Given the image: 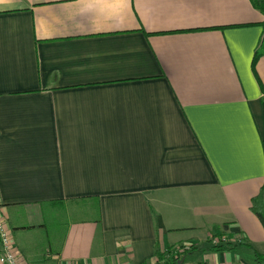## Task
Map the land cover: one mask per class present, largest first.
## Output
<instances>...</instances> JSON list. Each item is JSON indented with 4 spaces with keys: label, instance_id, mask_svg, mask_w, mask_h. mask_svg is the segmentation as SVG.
<instances>
[{
    "label": "crops",
    "instance_id": "1",
    "mask_svg": "<svg viewBox=\"0 0 264 264\" xmlns=\"http://www.w3.org/2000/svg\"><path fill=\"white\" fill-rule=\"evenodd\" d=\"M262 20L249 0H0V207L27 264L264 254Z\"/></svg>",
    "mask_w": 264,
    "mask_h": 264
},
{
    "label": "trees",
    "instance_id": "2",
    "mask_svg": "<svg viewBox=\"0 0 264 264\" xmlns=\"http://www.w3.org/2000/svg\"><path fill=\"white\" fill-rule=\"evenodd\" d=\"M251 5L261 14L263 17L262 22H260L259 26L262 27V35L257 44V47L254 51L253 58L251 61V70H255V66L257 61L264 56V0H249ZM262 88V87H261ZM261 92L264 94V90L261 89ZM262 107H263V134L261 140V147L264 157V96L261 99ZM249 211L255 216L258 221L260 222L263 230H264V181L262 186L260 187L258 193L251 199L249 204ZM213 236H226L228 240H231L235 236L232 234H217L216 230L212 232ZM209 243V250L212 252H221L226 251L227 249L233 247V244L230 241L226 243H221L220 245L213 246ZM240 244H245L253 251V260L256 264H264V254H259L256 252L251 246L246 244L243 239L240 240ZM192 248V246H191ZM172 247L167 248L166 250L162 251L158 247H155L153 252V257L155 260V264H178V262L182 261L183 258L190 253V250H185L184 247L173 249ZM193 248L191 249V251ZM181 264V263H179Z\"/></svg>",
    "mask_w": 264,
    "mask_h": 264
},
{
    "label": "built area",
    "instance_id": "3",
    "mask_svg": "<svg viewBox=\"0 0 264 264\" xmlns=\"http://www.w3.org/2000/svg\"><path fill=\"white\" fill-rule=\"evenodd\" d=\"M209 241L211 245L217 246L221 243H226L228 240L226 236H210ZM189 247H184L187 250ZM0 264H27L19 250L17 249L13 238L12 231L8 227L0 207Z\"/></svg>",
    "mask_w": 264,
    "mask_h": 264
},
{
    "label": "rangeland",
    "instance_id": "4",
    "mask_svg": "<svg viewBox=\"0 0 264 264\" xmlns=\"http://www.w3.org/2000/svg\"><path fill=\"white\" fill-rule=\"evenodd\" d=\"M180 233H186V234H182V236H179L181 239H184V240H181L178 244L186 242V240H188L189 235H190L191 232H180ZM193 235H194V233L192 234V236ZM196 235H198V234H196ZM170 238H173V237H170ZM252 264H256V263H252Z\"/></svg>",
    "mask_w": 264,
    "mask_h": 264
},
{
    "label": "water",
    "instance_id": "5",
    "mask_svg": "<svg viewBox=\"0 0 264 264\" xmlns=\"http://www.w3.org/2000/svg\"><path fill=\"white\" fill-rule=\"evenodd\" d=\"M179 264V263H178Z\"/></svg>",
    "mask_w": 264,
    "mask_h": 264
}]
</instances>
